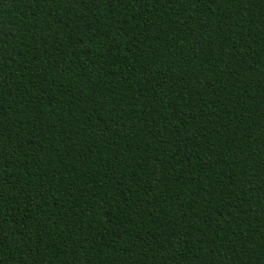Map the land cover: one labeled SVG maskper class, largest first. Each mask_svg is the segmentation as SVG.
Segmentation results:
<instances>
[{"label":"trees","instance_id":"obj_1","mask_svg":"<svg viewBox=\"0 0 264 264\" xmlns=\"http://www.w3.org/2000/svg\"><path fill=\"white\" fill-rule=\"evenodd\" d=\"M0 264H264V0H0Z\"/></svg>","mask_w":264,"mask_h":264}]
</instances>
